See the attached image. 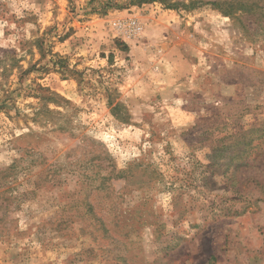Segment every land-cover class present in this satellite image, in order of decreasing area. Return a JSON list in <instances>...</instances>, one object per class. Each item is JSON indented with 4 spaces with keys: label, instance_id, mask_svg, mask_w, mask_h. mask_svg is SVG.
Listing matches in <instances>:
<instances>
[{
    "label": "rangeland",
    "instance_id": "374dc122",
    "mask_svg": "<svg viewBox=\"0 0 264 264\" xmlns=\"http://www.w3.org/2000/svg\"><path fill=\"white\" fill-rule=\"evenodd\" d=\"M191 1L0 0V264H264V0Z\"/></svg>",
    "mask_w": 264,
    "mask_h": 264
},
{
    "label": "trees",
    "instance_id": "16d2710c",
    "mask_svg": "<svg viewBox=\"0 0 264 264\" xmlns=\"http://www.w3.org/2000/svg\"><path fill=\"white\" fill-rule=\"evenodd\" d=\"M260 1L261 0H207L204 3H210L212 5H215L217 8L221 9L226 15H233L235 12L240 10L246 13H256L255 7H260ZM196 3H202V1L193 0L187 6L189 8H193Z\"/></svg>",
    "mask_w": 264,
    "mask_h": 264
},
{
    "label": "built area",
    "instance_id": "2783aa9c",
    "mask_svg": "<svg viewBox=\"0 0 264 264\" xmlns=\"http://www.w3.org/2000/svg\"><path fill=\"white\" fill-rule=\"evenodd\" d=\"M117 26L120 27L127 34H136L140 28L138 21L131 18L125 21L118 20Z\"/></svg>",
    "mask_w": 264,
    "mask_h": 264
}]
</instances>
